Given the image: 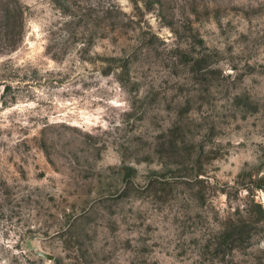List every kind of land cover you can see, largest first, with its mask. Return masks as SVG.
<instances>
[{
  "label": "clouds",
  "instance_id": "obj_1",
  "mask_svg": "<svg viewBox=\"0 0 264 264\" xmlns=\"http://www.w3.org/2000/svg\"><path fill=\"white\" fill-rule=\"evenodd\" d=\"M23 2L33 15L26 21L19 47L0 54V63L23 65L29 60V37L39 33L42 43L53 45L52 51L30 63L50 83L44 85L42 80L40 88L30 85L14 106L3 109L2 127L12 132L0 135L4 167H9V155L17 164L22 163L20 156L30 155L22 146L17 149L19 141H26L36 152L40 129L47 141L56 142L57 149L66 142L83 149L77 152L78 164L65 153L67 161L56 177L62 181L60 187L70 185L76 176L68 164L76 172L91 169L109 179L122 164L131 167L136 175L128 179L138 198L129 206L146 213L144 223L153 224V231L133 227L125 234L132 237L133 250L128 252L120 247L124 236L118 233L104 250L110 252L109 264H205L206 259L212 264L203 257L202 248L212 233L221 230L213 216L223 221L237 208L246 215L253 199L264 207V189L239 179L241 172L249 170L252 181L264 177V0H204L223 11L219 17H201L199 22L188 8L191 0H79L85 9L95 10L94 17L112 12L116 25L115 30L108 21L100 27L81 26L75 42L64 27L73 17L63 15L53 0ZM186 23H191V33L185 32ZM193 36L203 44L195 43ZM178 52L192 56L189 68L202 57H208V62L194 74L179 63ZM174 68L180 70L179 75L173 74ZM104 69L110 71L104 74ZM193 75L207 79L197 81ZM237 97L246 98L252 107H238ZM166 105L172 106L171 112ZM180 107L187 110L177 116ZM140 116L142 120L137 119ZM173 122L184 131L183 143L176 141L179 162L154 151L155 137L167 134ZM212 128L215 134L206 138ZM135 137L140 141L133 143ZM202 141L200 174L196 160ZM121 144L129 145V151L124 152ZM185 145L194 146L190 156L184 152ZM146 155L148 162L142 159ZM53 159L58 160L55 152ZM149 180L163 190L149 188ZM197 181L203 184L196 185ZM199 187L205 189L203 207L190 196ZM133 220L135 215L129 222ZM140 237L147 238L146 245ZM141 246L149 252L140 253ZM261 249L264 239L247 251ZM228 259L242 264L248 257L234 250Z\"/></svg>",
  "mask_w": 264,
  "mask_h": 264
},
{
  "label": "rangeland",
  "instance_id": "obj_2",
  "mask_svg": "<svg viewBox=\"0 0 264 264\" xmlns=\"http://www.w3.org/2000/svg\"><path fill=\"white\" fill-rule=\"evenodd\" d=\"M53 3L63 15L73 17V20L66 22L64 27L73 34L70 39L74 42L75 32L81 26L87 28L89 24H92L100 27L108 21L112 30H115L116 22L112 19L113 13L110 11L104 18H98L93 15L94 9H85L79 0H53ZM188 8L197 22L201 17H219L223 11L216 4H208L204 0H191ZM32 15L33 13L23 0H0V54L16 51L25 35L26 21ZM183 27L186 33H191V23H186ZM91 38L89 36L90 41ZM192 38L195 43L203 44V41L195 36ZM43 39V36L35 32L29 37L31 45L27 53L29 60H26L23 65L0 63V87L3 88L0 92V135H3L5 131L9 136L12 135L10 130L2 127L3 109L14 106L22 94L28 93L30 85L36 88L41 87L43 77L30 61L37 62L42 56L52 51L53 45L42 43ZM82 51L86 54L87 49ZM177 54L179 63L184 66V69L194 74L208 62V57H202L189 68L192 56L181 52ZM67 55L65 51L64 58H67ZM52 58L57 57L54 54ZM21 59L24 58L21 57ZM81 59H84V56H81ZM109 71L110 69L103 70L104 74ZM21 72H23L22 76ZM173 74L179 75L180 70L174 68ZM193 79L206 80L207 77L198 78L193 75ZM16 81L20 83H15L14 86ZM49 83V80H43L44 85ZM179 91L183 94L184 87L181 86ZM29 98L31 99V96ZM155 98L153 96L152 100L154 101ZM235 103L238 107L241 105L252 107L246 102V98L237 97ZM185 105H188V101H185ZM165 107L167 111H172L171 105ZM186 110L187 108L180 107L177 110V116L183 115ZM29 119L31 121L33 118ZM137 119L142 120L143 116ZM20 131L27 136L24 129ZM214 134L215 128H212L205 135L208 138ZM183 136L184 131L181 125L173 122L167 134L159 133L155 137L158 142L154 149L155 153L161 158L167 156L173 162H179L180 149L177 148L176 141L181 140L183 143ZM31 139L36 141L37 137L32 136ZM139 141L140 137L133 139V143ZM21 146L23 152L30 155L20 156L22 161L20 164L14 163V157L9 155L7 157L9 167L5 168L4 158L0 156V264H109L110 252L104 250L118 233L124 236L119 241L120 247L128 252L133 250L132 237L125 234L133 227H139L146 233L153 231V224L145 225L144 223L146 213L134 212V209L129 206L134 198H138L134 197L135 189L128 179L136 175L135 169L122 164L119 169L111 173L112 178L109 179L96 174L91 169L76 172V169L68 164L67 166L76 173V176L70 185L60 187L62 181H58L56 177L61 175V167H64L67 161L65 153L75 159L78 164L77 152H82L83 149L71 142H66L57 149L55 141L50 143L45 139L44 129H40V140L36 145L35 153L32 152L33 146L26 141H19L16 147L19 150ZM142 146L147 145L145 143ZM120 147L124 152L129 151L127 144H121ZM193 151L194 146L185 145V153L190 156ZM54 152L60 161L59 166L58 160L53 159ZM202 156L203 141L200 146V156L196 160L200 174H203V164L200 160ZM142 159L148 162L150 157L146 155ZM139 162L138 160L137 163ZM109 167L111 169V166ZM261 168H264V165ZM251 177L252 170L241 172L239 175L241 181L248 180L257 188L264 189V177L258 181H252ZM202 184L203 181L196 182V185ZM186 186L189 189L194 187L192 184H186ZM57 188H59V195L56 194ZM149 188L163 190V186L152 180H149ZM251 194L250 190V196ZM190 196L203 207L204 188H197L195 192L190 193ZM155 211L161 210L155 209ZM245 211L247 214L241 215L237 208L234 214L223 221H219L218 216H213V219L220 223L221 230L212 233L202 248L203 257L210 258L212 264H241L228 259L234 250L248 257L242 264H264V249L251 253L247 251L254 242L259 243L260 239H264V207L253 199L249 201ZM132 215H135V220L130 223L129 219ZM196 215L198 220L201 219L200 213ZM236 224H239V227ZM254 237L258 239L254 241ZM140 240H143L146 245L147 238L140 237ZM35 248L53 254L54 259L48 260L37 256L32 252ZM139 251L146 254L149 249L141 246ZM182 254L183 252L178 253V255ZM205 264H209L207 259Z\"/></svg>",
  "mask_w": 264,
  "mask_h": 264
},
{
  "label": "water",
  "instance_id": "obj_3",
  "mask_svg": "<svg viewBox=\"0 0 264 264\" xmlns=\"http://www.w3.org/2000/svg\"><path fill=\"white\" fill-rule=\"evenodd\" d=\"M32 252L34 254H36L37 256H40V257H43V258H46L48 260H53L54 259V255L49 253V252H46L44 250H41V249H33Z\"/></svg>",
  "mask_w": 264,
  "mask_h": 264
},
{
  "label": "trees",
  "instance_id": "obj_4",
  "mask_svg": "<svg viewBox=\"0 0 264 264\" xmlns=\"http://www.w3.org/2000/svg\"><path fill=\"white\" fill-rule=\"evenodd\" d=\"M236 226H238V227H239V224H236ZM231 229H233V228L231 227Z\"/></svg>",
  "mask_w": 264,
  "mask_h": 264
}]
</instances>
